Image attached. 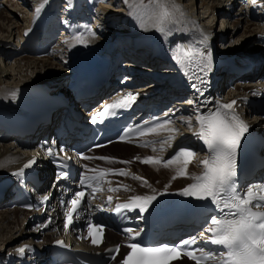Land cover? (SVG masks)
<instances>
[{
  "label": "bare ground",
  "instance_id": "1",
  "mask_svg": "<svg viewBox=\"0 0 264 264\" xmlns=\"http://www.w3.org/2000/svg\"><path fill=\"white\" fill-rule=\"evenodd\" d=\"M36 2L38 0H35ZM63 1V0H60ZM66 2L71 3V7L73 8V2L76 1V13L78 15V18L80 16H83L84 12H90L92 13L93 10L90 9V5H85L86 0H65ZM64 1V2H65ZM114 7L117 8V1L111 0ZM144 1L148 0H135L137 3L136 5L132 6L133 8L138 7L136 9L135 14L133 16L129 17L128 15L126 17L122 16L120 12L112 13L111 19L104 20L100 15H98V11H96L94 14V24H98L100 22L103 27H105V31L110 29V31L114 28H117V31L119 32H127L134 33L135 35H138V40L141 44L139 46H144V50L142 51H135L132 52V48H130L128 45L122 43V41L118 40L117 38H113L112 44L105 46V44L100 43L97 39L96 42H93V38L91 37H85L82 36V34H75V41L74 43H68L67 48L69 50V56L71 57V62L68 63L65 60L52 58L53 60L44 61L40 58L32 57V59H29L27 56H18L16 62L18 61L19 64H22V69L26 72H30L31 75L36 70H45L48 69L49 71H57L58 74L53 80H37L36 82H24L22 86L17 87L16 89H10L6 87L1 80L0 76V143L4 141L6 143L8 140L12 141L9 144H0V179L3 180L4 177H6L9 174H13L15 171H18L19 168H22L23 166L27 165L30 161L36 160L38 162V165L44 166V170L42 172L43 179L47 180L50 176V170L45 167L47 164V160L38 155L35 158L31 157V154L29 153L30 147L29 144H27L24 140H17L13 137L6 136V132L11 131L13 129L12 125L15 124L19 117H21L23 114H25V108L26 105H29L28 102H30V97L28 96L29 89H33L35 87L45 85L47 89H54V87L58 88L61 85H64L67 79L70 76V71L76 66L79 59H83L85 54H101L107 49L116 48L120 43L123 45L122 52L123 56H125V60L128 62L133 63V65L138 69H144L145 67L149 70L155 71L156 73H160L163 70H172L176 69L178 67H184L187 68V65L190 63H193L200 66H207L208 63L211 61L212 56L214 55L212 53V45L213 43L222 41H232L233 32L226 30L222 33H215L212 28H207L206 30H203L197 22L196 19H194L193 14L191 15L185 10L184 6L183 8L178 6L177 4L180 2V0H154L158 5L157 7H150L149 3H144ZM177 1V3H175ZM188 3L192 2L191 9L198 10L197 6V0H186ZM225 6L228 5H239V12L238 17L235 22H231L228 15L230 13V9L227 10L226 7H224L223 2ZM241 0H205L202 2V6L205 9L208 5L211 13L210 16H215V14H222L223 15L220 20H223L224 17H228V19H224L228 24L231 22L236 28H239V25L246 23V26L248 30H250L251 27H253L251 24L250 17H254V15L250 16V11L243 12V5H241ZM255 2H259V0H254ZM263 1V0H262ZM39 2V1H38ZM41 2V1H40ZM65 2V3H66ZM122 8H127L128 6L132 5L133 2L130 0H123L122 1ZM187 3V4H188ZM251 5H253V1L250 0L249 2ZM26 8L28 7V12L32 13L31 7H33L32 3L29 2V0H26ZM73 4V5H72ZM140 4V5H139ZM1 5V3H0ZM42 5V6H41ZM41 8L39 10V13L37 14L36 18L33 19H23L20 21L18 16H14L13 14H10L7 10H3L0 8V33H7L5 36L0 39V57L12 59V45L10 41L12 39H15V32L17 28L20 30L19 37H16V43H18L15 50H17L20 47V39L22 40L23 37L26 34H29L32 32L34 25L38 18L45 17L47 13V9L49 6H51V10H58L59 6H57L56 2L53 3L52 0H44L41 2ZM64 5V4H63ZM139 5V6H138ZM262 5V4H260ZM147 6V7H146ZM234 6V5H233ZM242 6V8H241ZM141 7V9H140ZM196 7V8H195ZM224 7V8H222ZM132 8V9H133ZM263 9V7H262ZM105 13H107L106 9H101ZM221 12V13H220ZM29 15V14H28ZM33 14H31L32 16ZM256 15V14H255ZM114 20H119L120 22L124 23V26H117L115 24ZM223 20V21H224ZM232 20V19H231ZM254 22V21H253ZM127 24V25H125ZM130 24V25H129ZM131 25L133 27H131ZM14 26V29L13 27ZM128 26V27H127ZM16 27V28H15ZM83 26L82 31H86L87 33V27ZM127 27V29H126ZM12 28V30H11ZM112 28V29H111ZM24 32V33H22ZM237 32V31H236ZM92 33V32H91ZM89 33L90 35H92ZM23 34V35H22ZM96 38V37H95ZM112 39V38H111ZM73 41V40H72ZM15 43V42H14ZM143 43V44H142ZM253 45L257 43L258 49L264 51V34H256L254 35V40L252 41ZM259 45H262L260 47ZM66 48V47H65ZM120 48V47H118ZM155 50L156 52H153L154 55L160 60L159 62H154L151 59V53ZM151 51V52H150ZM256 51V50H255ZM261 51V54L263 55V52ZM150 52V54L148 53ZM59 54V53H58ZM213 54V55H212ZM240 57H248V54L241 53L239 55ZM49 57V56H48ZM44 57V58H48ZM163 57V58H162ZM258 60H261L262 56H257ZM256 57V58H257ZM16 58V57H15ZM55 59V60H54ZM58 61H57V60ZM14 60V58H13ZM67 63V65H66ZM74 65V66H73ZM22 70V71H23ZM35 70V71H34ZM24 71V72H25ZM14 72V71H13ZM264 72V70L262 71ZM166 74V73H164ZM162 74L160 75V82L151 80L148 82V80L145 81V84H142L143 86H139L140 84H136V87H139L138 90L141 92H144L146 95L157 98L160 101L161 100H169L171 98H174L176 101L180 100L181 103L176 104L175 102L173 106H175V109H177V115H179L173 123H169L167 125L162 126L157 132L149 136V140H156L160 141L158 144H154L151 147L141 149L136 148L135 146H129V144H114L110 145L109 147L99 151H110L114 149L119 150H130V148L141 151L140 157L142 159H148L150 162H154L157 158H161L160 161L168 158L170 151L174 148V145L185 137H192L194 135L197 121L194 119L186 118V114L189 112L191 116V112L193 110L191 109H185L183 108V105H186V107H189V104L185 100H188L189 95H186L184 91L177 90L175 91L172 86H167L165 82L167 81L166 76ZM264 74V73H263ZM30 77V76H29ZM152 79V78H151ZM149 83H155L156 89L154 86L149 85ZM159 83V84H158ZM148 84V85H147ZM188 84H191V80L188 81ZM247 89H237V96H240L242 94H247ZM248 91H252L249 90ZM226 93H230L231 91L227 90ZM23 99H26L25 101ZM174 100V101H175ZM25 102L23 105H21ZM172 106V107H173ZM195 109L196 107L193 106ZM242 112L239 111V113ZM55 115H53L54 119ZM245 113H241V117L238 119V122L241 124L243 119L245 118ZM16 121V122H15ZM44 135L46 134L43 132ZM195 142V139L193 140ZM15 144V145H14ZM32 148V147H31ZM28 150V151H27ZM142 152H144L145 155H142ZM139 154V153H138ZM135 154V155H138ZM107 156V155H106ZM111 158V160L114 159H122L121 161L123 166H126L125 168L131 169L130 174L124 179L122 183H118L115 179L107 178L104 181V194L100 196V198L95 199L98 203V207L100 208L101 205H105L107 203H113L114 201L118 200H131L133 198H147V196H154L158 195L160 191L163 190H169V191H178L181 188H184L187 184H190L193 182L195 177L205 168V158L203 157H194V159H191L190 161L184 162L180 158H175L172 160L169 164V167L162 168L159 165L157 166H150V170L147 172L144 171L145 169L141 170L142 168H145L147 166H141L136 165L133 163H129L128 159L124 157L123 154H114L113 156H108ZM151 162V163H152ZM104 163V162H103ZM156 165V164H151ZM108 167V166H107ZM121 166H109L110 169H115ZM182 171H184V174H182ZM180 173V174H179ZM135 175L136 177H140L143 175L148 181L147 184L143 185L139 183L138 180H135L132 176ZM169 177V178H168ZM164 180H167V183L163 182ZM157 183V184H156ZM164 183V184H163ZM133 186L131 187V185ZM117 188L115 192H112L111 190L114 188ZM1 189V188H0ZM4 198V199H3ZM8 197L4 196L2 197L0 195V246H5L4 249L8 253L14 252L15 249H17L21 244L29 243L32 240H36L37 234L34 231H27L25 229V223L27 220L32 221L31 217H29V214L24 216L23 212L20 210H9L7 209V206H2L4 202L6 201ZM106 202V203H104ZM41 213V212H40ZM39 213V214H40ZM38 214V213H37ZM54 227H52L53 229ZM29 229V228H28ZM52 229L47 231L48 238H51L50 234L52 232ZM36 231V230H35ZM188 237V236H185ZM190 237V236H189ZM114 238H116V234H114L112 231H109L107 234V246L114 247L119 242L120 239H117V241H114ZM109 247L101 246L100 249H94V253L99 254L102 251H105ZM3 255V254H2ZM4 261L9 262L11 264H14L17 261H12L11 259L5 258V256H0V264ZM187 261L182 260L177 261L176 263L172 264H189L186 263ZM17 264V263H16ZM117 264V263H115Z\"/></svg>",
  "mask_w": 264,
  "mask_h": 264
},
{
  "label": "rangeland",
  "instance_id": "2",
  "mask_svg": "<svg viewBox=\"0 0 264 264\" xmlns=\"http://www.w3.org/2000/svg\"><path fill=\"white\" fill-rule=\"evenodd\" d=\"M38 1L36 2L35 0H29V2L32 3V5H33V7H31L32 13L30 12V10L28 12V10H27L28 7L26 8V5H27L26 0H0V3H1L0 8H2L5 11L7 10L8 12H10V14H13L14 16L15 15L18 16L20 21L23 19H26V18L33 19V15L37 16V14H38L41 6H42L41 2L44 0H38ZM64 1L65 0L61 1V6L62 7L64 6L66 8V11H67L69 3L66 1H65L66 2L65 3ZM90 1H94V0H90ZM102 1H103V3L99 4L96 7L97 8L96 11H98V15H100L102 18H104V20L111 19L112 18L111 14L117 13V12H120V14L124 17H126L127 15L129 17H131V16H133V14H135L136 9H138V7H135L136 9L132 7V6L137 4L135 2V0H130L131 2H133V1L134 2L132 5L128 6L127 8L126 7L122 8V3H123L122 1L123 0H116L117 6H118L117 8L114 7L111 0H102ZM204 1L205 0H197V6H199L198 10L196 7H195L196 9H191L192 2L188 3V1H186V0H180V2L177 5L182 7V8L184 6L185 10L190 15H191V13H194L193 14L194 19H196L197 22H199V24L203 30H206L207 28H212V30L215 33L220 34L223 31L231 29L229 31L235 33V34H233L234 38L232 39V41H230V40L227 42L225 41L227 45L226 44L222 45V43L216 42L215 45H217L218 49H221L224 46H228L231 50L239 51L238 56L241 53H245V54H248V57H250V58H255L257 56L264 57V51L257 48L258 47L257 43H255V45H253V43H252V41L254 40V35L264 33V2L263 1L260 2L261 4H263V9L258 11V13H257L258 17L257 16L254 17V22L251 21V24H254V25H252L253 27H251L250 30H248L246 23L239 25V28H236V26L234 25L235 23H233V24L231 23L232 21L235 22L234 20L237 19L235 17V15L236 16L238 15V12H239L238 10L240 9L239 5L233 4L234 7L232 9V13L229 16L231 22H229V24H228L224 20V19L227 20L228 17H224V19H223L224 21L220 20V18L224 15L223 10L221 11L222 15L221 14H215V16L209 17L211 10H210L208 5L206 6L205 9L203 8L202 2H204ZM144 3H149L150 7H154V8L155 7L158 8V5H159L156 2H154V0L144 1ZM175 3H177V1H175ZM222 3L224 5V7H226L224 4V1ZM224 7H222V8H224ZM103 8L106 9L107 13H105L104 11L101 10ZM140 9H141V7H140ZM31 14H33V15L31 16ZM114 21H115V24L117 26H119V25L124 26V23L120 22L119 20H114ZM125 25H127V24H125ZM12 27L14 29V26H12ZM94 27H95V31L97 32V33L95 32L96 38H94V40L97 39L100 43L105 44V46L112 44V42L114 41L113 38H117L118 40L122 41V43L126 44V46L128 45L130 48H131V46H134L137 43H138V45L141 44L139 42V40L137 39L138 35H135L134 33H130V32H127V34L125 33L128 30L127 29L128 26L126 27L127 30L126 31L123 30V32L122 31L118 32L117 28H114V27H113V29L111 28L112 29L111 31H110V29L105 31L104 30L105 27H103V25H101L100 22H98V24H95ZM131 27H133V26L131 25ZM11 30H12V28H11ZM14 32H15V39H12L10 41V43L13 44L12 45L13 51H15V49L17 47L16 37H19L20 30L17 28L16 30H14ZM22 33H24V32H22ZM5 34H7V33H5V32L3 34L0 33V39H2L5 36ZM68 43H69L68 41L64 42V44L62 45V52L61 53L59 52V54L57 53L56 55L61 60H63V61L65 60L66 62L70 63L71 57L69 56V50H68V48H65ZM212 46H214V45H212ZM259 46L262 47V45H259ZM212 48H214V47H212ZM261 51L263 52V55L261 54ZM132 52H135V50L132 49ZM17 57L18 56H16V58L12 57V59L0 57V76L2 75L1 80H2V83L10 89H16L17 87L22 86V84L26 81L32 82V84H33V82H36L39 79L40 80H48V81H49V79L53 80L56 77V75L58 74L57 71L51 72V70L49 71L48 69H45V70L42 69V70H36V71L34 70L35 72H33V74L31 75V73H30L31 71L26 72L25 70L22 69V64H19L18 61L16 62V60L19 59ZM69 57H70V59H69ZM13 58H14V60H13ZM28 58L32 59V57H28ZM52 58L53 57L50 56L48 58H44L41 60L48 61V60H53ZM66 65H67V63H66ZM156 76H154V77H156ZM158 79H160V78H158ZM62 86H64V85H61L60 87H58V89L62 88ZM55 88L56 87H54V89ZM222 93H223V90H222ZM28 96L30 97V100H31V89H29V91H28ZM23 100L25 101L26 99H23ZM24 101L21 105H23L25 103ZM24 108L26 109V107H24ZM183 108L188 109V107H186V105H183ZM188 116H190L189 112L186 114L185 117L189 118ZM189 119H191V118H189ZM243 121H245V123L251 124L252 128H254V129H257V128L260 130L264 129V120H260V122H256V121L249 122L250 119L248 117H245L243 119ZM10 142L12 143V141L8 140L6 143H4V141H3L0 144L1 145L3 143L9 144ZM101 153H103L107 156H109V155L113 156L114 154L115 155L116 154H119V155L123 154L124 157L127 158L129 161H131L133 164L140 165L139 162L135 160L138 156H140L141 151H139V150H135L132 148H130V150H123V151L119 150V149H114V150H110V151H102ZM135 154H138V155H135ZM142 155H145L144 152H142ZM157 165H159L160 167H162L164 169H165V167L166 168L169 167V165H164V166L160 165V164H157ZM157 165H148L147 167L142 168L141 170L145 169L144 171L147 172L148 170H150V168H151L150 166L153 167V166H157ZM103 166L115 167V166H122V164L119 162H115V163H106ZM124 177H125V174H123V176L120 177L119 179L121 180ZM0 179H2V178L0 177ZM163 182L167 183V180H164ZM23 214H24V216L28 215L27 213H24V212H23ZM25 229H27V231H29L28 227H25ZM117 239H121V236L118 233H116V238H114V241H117ZM4 247L5 246H0V256H5V254L8 252L7 250L4 249ZM186 263H189V262H186ZM117 264H119V263H117ZM181 264H184V263H181ZM189 264H191V263H189Z\"/></svg>",
  "mask_w": 264,
  "mask_h": 264
}]
</instances>
